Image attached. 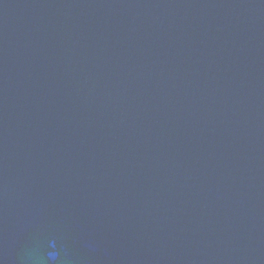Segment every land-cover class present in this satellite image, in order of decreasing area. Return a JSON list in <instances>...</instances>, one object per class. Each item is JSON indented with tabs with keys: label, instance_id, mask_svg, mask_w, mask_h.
I'll use <instances>...</instances> for the list:
<instances>
[{
	"label": "water",
	"instance_id": "water-1",
	"mask_svg": "<svg viewBox=\"0 0 264 264\" xmlns=\"http://www.w3.org/2000/svg\"><path fill=\"white\" fill-rule=\"evenodd\" d=\"M0 264H264V0H0Z\"/></svg>",
	"mask_w": 264,
	"mask_h": 264
},
{
	"label": "clouds",
	"instance_id": "clouds-1",
	"mask_svg": "<svg viewBox=\"0 0 264 264\" xmlns=\"http://www.w3.org/2000/svg\"><path fill=\"white\" fill-rule=\"evenodd\" d=\"M52 246H53V247L55 246V245H54V242H53V245H52ZM54 258H55V257H54V255H53V259H54Z\"/></svg>",
	"mask_w": 264,
	"mask_h": 264
}]
</instances>
